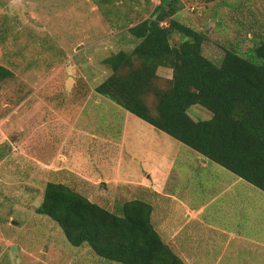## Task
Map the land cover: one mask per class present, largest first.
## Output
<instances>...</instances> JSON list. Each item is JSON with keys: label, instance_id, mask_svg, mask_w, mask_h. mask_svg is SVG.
<instances>
[{"label": "rangeland", "instance_id": "obj_1", "mask_svg": "<svg viewBox=\"0 0 264 264\" xmlns=\"http://www.w3.org/2000/svg\"><path fill=\"white\" fill-rule=\"evenodd\" d=\"M159 4L0 0V66L14 75L0 90V264H115L88 246H71L55 222L37 213L50 182L114 213L135 199L149 202L164 242L177 231L192 235L197 264H224L218 258L229 235L222 230L264 241V192L95 91L111 74L103 61L135 47L129 27ZM177 5L175 19L206 34L203 53L217 64L227 51L243 55L264 39V0ZM181 42L174 34L172 45ZM158 76L166 84L173 72L160 68ZM188 114L195 121L212 117L199 105ZM162 180L157 197L152 188ZM241 244L233 246L243 264H264L261 251Z\"/></svg>", "mask_w": 264, "mask_h": 264}, {"label": "trees", "instance_id": "obj_2", "mask_svg": "<svg viewBox=\"0 0 264 264\" xmlns=\"http://www.w3.org/2000/svg\"><path fill=\"white\" fill-rule=\"evenodd\" d=\"M181 9L177 0H160L148 19L129 27L138 43L103 61L111 74L95 91L264 192V39L243 55L227 51L217 64L203 53L206 34L175 19ZM174 34L182 39L177 46ZM160 68L173 72L166 84L157 83ZM13 77L0 66V90ZM195 105L211 119L195 121L188 114ZM153 212L141 199L126 202L121 213L110 212L54 182L37 208L71 246H88L107 262L185 264L154 227Z\"/></svg>", "mask_w": 264, "mask_h": 264}, {"label": "crops", "instance_id": "obj_3", "mask_svg": "<svg viewBox=\"0 0 264 264\" xmlns=\"http://www.w3.org/2000/svg\"><path fill=\"white\" fill-rule=\"evenodd\" d=\"M157 133H161V132H157ZM156 168L157 167H155V170ZM158 174H161V172ZM158 179H160V177ZM166 183L167 181L162 180L158 184L156 182L155 186H153L152 189L155 191V194L157 197L160 196L162 189L166 187ZM151 192L154 193L153 191ZM234 201H238V199L236 198ZM187 212L191 214L192 217L200 215V211H197V209H188ZM242 231L243 230H236V231L222 230L221 231L223 235H229V239L227 242L224 243L223 253L218 258L220 262L224 261V264H238L240 262V264H243L244 254L241 253L237 248L233 246L234 242L238 243L239 245L240 243H242L241 246L243 248L253 246L250 248V250L253 252L261 251L262 256L258 258V260L261 261L263 254H264V241H262V239H256V238H255L256 240H253V239L250 240L246 238L247 236ZM229 232L231 233L228 234ZM172 235H173L172 236L173 240H170V242L165 241V243L168 244L173 249V251L185 262V264H197L196 260L199 258L198 257L199 255H195L194 253H192V250H191L192 245H194L195 243V240L193 239L192 235L190 233L183 234L180 231L174 232V234ZM230 248H233V251H231ZM248 259H249V262L251 263L250 256H248Z\"/></svg>", "mask_w": 264, "mask_h": 264}, {"label": "water", "instance_id": "obj_4", "mask_svg": "<svg viewBox=\"0 0 264 264\" xmlns=\"http://www.w3.org/2000/svg\"><path fill=\"white\" fill-rule=\"evenodd\" d=\"M157 132H160L158 129H155ZM0 157H1V154H0Z\"/></svg>", "mask_w": 264, "mask_h": 264}]
</instances>
